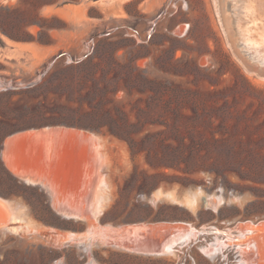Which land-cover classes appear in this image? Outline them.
Returning <instances> with one entry per match:
<instances>
[{
    "label": "rangeland",
    "instance_id": "374dc122",
    "mask_svg": "<svg viewBox=\"0 0 264 264\" xmlns=\"http://www.w3.org/2000/svg\"><path fill=\"white\" fill-rule=\"evenodd\" d=\"M242 1H226L233 27ZM234 42L217 0H0V196L33 224L0 231V264H240L229 246L204 251L217 230L264 220V50ZM41 127L55 136L30 141L25 161L86 220L61 216L4 163L9 134ZM101 178L110 198L96 221ZM157 190L194 196L195 211ZM95 221L199 233L178 256L62 241Z\"/></svg>",
    "mask_w": 264,
    "mask_h": 264
},
{
    "label": "bare ground",
    "instance_id": "6f19581e",
    "mask_svg": "<svg viewBox=\"0 0 264 264\" xmlns=\"http://www.w3.org/2000/svg\"><path fill=\"white\" fill-rule=\"evenodd\" d=\"M226 1L227 0H217V11L219 13L223 29L227 37L229 38L232 47H234V41L236 39H239L244 43L245 46H247L248 48H253L256 52H260V49L264 50V0H243V16L246 18V20L245 23H243L238 18L234 23V27L232 26L233 20H231V18L228 16L225 8ZM236 51L238 52V50ZM260 56H263L264 59V53ZM27 132H34L35 134H39L40 136L42 134H53V130H51L50 127H45L42 130L36 131H23L22 133L16 135L18 136L16 141L18 142V139H20L19 135L21 136L22 134H26ZM13 141H15V138L13 140L8 139L3 141L1 151L2 157L4 158L2 159L4 160V163L8 167V169L13 173V175L17 176L19 180L23 181L26 184L37 185L40 188L44 189L49 197V201L52 207L61 216L68 219H88L82 209L74 207L75 205L72 204L73 202H61L57 200L60 199L58 198L57 194L58 187L55 189L53 187L54 185L52 186L51 181L47 177L39 176L40 174H35V172H38V170L36 171L34 167L33 169L35 170V172H31V170L34 171L33 169L26 170L22 167V170L20 169L21 167L17 168V162L16 159H14V154H16L15 149L16 147L18 148L19 143L18 145H14L13 143L15 142ZM32 166L33 164L30 167ZM45 173H47V171H45ZM54 181L55 180H53V183ZM107 188L108 183L106 182L105 178H101L95 188L94 198L91 205L92 207L89 211V213L94 218L92 220L97 221L98 217L103 213L104 208H106V202L109 201L108 198H110V194L108 195L109 192L106 191ZM153 195L155 196V198L160 196H164L165 198L168 197L174 201L185 204L191 211H195L196 199H194V196L190 194L185 197L183 196V198H180L171 191L165 192L157 190ZM221 198L222 197H220V200ZM209 201L207 204L210 203ZM211 206L213 207V205ZM27 214L28 213L26 212V208L22 203L0 196V231L5 230L12 232L15 230L17 231L22 227L21 224L14 225V223H23V225L27 227L33 226ZM96 221L95 223H97ZM215 229V227H211L210 229L206 228V230L202 231V234L209 233L210 230ZM217 231H219V233H222L223 236L221 238L217 235H214L213 238H211L212 241L209 244L211 247L209 248L208 246L207 248H204V251L208 255L214 256L216 255V253L218 254L221 252L223 246H229L231 248L230 250L234 251L236 261H238L240 264H262V261H264V221L255 223L254 221L247 220L235 226L234 230L226 228L224 231ZM198 233L199 232H197L192 223L179 221H164L159 223L139 222L127 226L112 225L111 223H106L105 225L97 223L89 225L86 231H84V234H70L62 238V241L64 243L76 244L86 255H90L89 252L91 247L94 244L97 246V244L99 243V245L101 244L102 246L110 245L112 248L114 247L118 248L119 250L122 249L137 252V254L142 253L145 255L147 254L155 256H178V248L184 246L191 238H193V236L197 235ZM231 242H233L235 245H231Z\"/></svg>",
    "mask_w": 264,
    "mask_h": 264
},
{
    "label": "crops",
    "instance_id": "0c3cea01",
    "mask_svg": "<svg viewBox=\"0 0 264 264\" xmlns=\"http://www.w3.org/2000/svg\"><path fill=\"white\" fill-rule=\"evenodd\" d=\"M51 127V126H50ZM41 128H43V127H41ZM41 128H36V130H39V129H41ZM24 131V130H19V131H14L13 133H11V134H9L8 136H7V138L8 139H10V140H13L14 138H15V141H13V142H15V143H13L14 145L17 143H19V145H21L20 146V148L18 149V150H16V154H14L15 156H14V159H16V166H17V168L19 167H21L20 169H22V167H23V169H26V170H30V169H33V167H34V169L36 170H38L39 169V167L38 166H35L34 164H33V166L32 167H30L32 164L31 163H28V162H26L25 161V159H27L28 158V156H29V151H28V147H29V145H28V143L30 142V141H33V140H36L37 141V139L38 138H45V137H50L52 134H43V136H40L39 134H35L34 132L32 133V132H27V133H29V134H22L21 136L19 135V137H20V139H18V142L16 141L17 140V137L18 136H16L17 134H20V133H22V132ZM25 132V131H24ZM36 135V136H35ZM38 135H39V137H38ZM31 136V137H30ZM53 136H55L54 134H53ZM21 137H22V139H21ZM24 140V141H23ZM35 141V142H36ZM17 152L19 153V156H20V158H21V160L20 161H18L17 160ZM16 157V158H15ZM22 169V170H23ZM33 169V170H34ZM35 170L34 171H32L31 170V172H35ZM36 170V171H37ZM37 173V172H36Z\"/></svg>",
    "mask_w": 264,
    "mask_h": 264
},
{
    "label": "water",
    "instance_id": "95a60500",
    "mask_svg": "<svg viewBox=\"0 0 264 264\" xmlns=\"http://www.w3.org/2000/svg\"><path fill=\"white\" fill-rule=\"evenodd\" d=\"M229 39V38H228ZM230 41V40H229ZM234 51H235V49H234ZM235 53H236V55H238V58L239 59H241L242 60V62L244 63V65H247V61H246V59L245 58H243V57H241V55H239V54H237V52L235 51ZM243 58V59H242ZM260 221H264V220H258V221H254L255 223H258V222H260Z\"/></svg>",
    "mask_w": 264,
    "mask_h": 264
}]
</instances>
